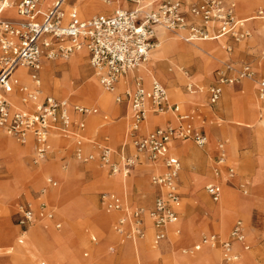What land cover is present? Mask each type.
<instances>
[{
	"label": "rangeland",
	"instance_id": "rangeland-1",
	"mask_svg": "<svg viewBox=\"0 0 264 264\" xmlns=\"http://www.w3.org/2000/svg\"><path fill=\"white\" fill-rule=\"evenodd\" d=\"M47 1L51 3L53 0ZM92 1L100 2V10L102 11L111 8L119 10L124 4L119 1L111 4H105L102 0ZM194 1L195 0L192 2ZM68 2L71 5L73 0H69ZM231 2L234 5V14L237 18L247 20L245 28L250 33L248 39L242 42H235L231 38H221L220 41L205 40L192 42L191 45L204 46L206 51L200 54L193 52L189 54L177 48H170L169 51L158 58L159 63L152 56L150 57L149 54L147 61L149 64V71L146 74L147 77L145 76L147 82L145 81L146 79L142 78V83L146 86L150 85L152 81L149 84L148 82L152 80V78L162 84L167 89L170 101L178 104L181 113L191 115L193 117V125L202 130L208 139L207 145L201 148L197 147L192 141L177 140L172 142L171 145L176 143L187 145L189 147V157L193 154H200L205 158L206 148L209 146V149L212 150V154L210 153L209 156L206 155L205 171H202L201 165L197 161L198 157L195 158L191 167L187 165L188 157H178L181 164V170L177 178L180 207L178 210V221L176 223L167 224L166 226L170 232L169 236L165 240L157 243L154 241L153 232L150 241L148 240V230L144 232L142 238L130 237L129 232L131 227H133V222L131 221L126 223L122 234L117 233L115 225L117 221L123 217L122 213H107L100 203L101 194L105 192H114L123 199L129 210L136 208L142 210L143 217L145 215L147 218L151 219L149 214L153 209L156 191L151 186L150 177L153 173L152 166L158 165H151L149 161L144 159L142 164L135 165L134 168L130 170L128 176L125 177L122 175L120 176V174H111L106 167L101 166L97 161L86 160L89 155H95V143L103 142L108 144L113 150L112 161L116 165L122 163L120 148L123 142H127V146L124 149L125 156L129 158L135 156L136 151L131 144V140L126 138L129 130L130 113L123 110L121 116L116 115L112 110L102 109L97 106V103L94 105L93 102L81 100L74 94H68L61 89L55 90L53 95L48 94L43 90L41 82V87H39L40 98L51 96L58 100H68L71 104H78L86 108L96 109L99 114L96 113L97 115L94 114L84 117L85 128L83 131L84 141L81 149V157H77L75 154L73 140L64 139L60 136V139L57 143H54V146L50 141L51 151L49 155L44 162L36 166L33 164L34 151L32 139H29L31 152L27 156V176L18 177L16 183L10 186L7 197H0V217H4L12 232L10 241H6L7 244H3L1 247L0 264H41L42 262L48 264L45 251L41 252L43 258L34 251H25L26 244H28L30 239L27 231L36 227L37 223L26 230L21 229L16 224L15 212L17 211L16 206L18 203L28 202L29 200L37 202L39 198L44 199V201L41 202H44L47 207L54 212L57 220L61 223V227L56 229L54 222L48 221L51 231L47 233L51 235L59 234L61 236L64 234L73 239L70 245L71 255L75 259L73 264H96L97 261H102L106 258L121 256L126 243L138 240L146 241L148 245V254L158 253L164 246H162L164 243L172 246L170 252L157 258L156 264H166L167 262L173 264L175 259H178L182 264H186L189 260H197L198 255L201 256L204 251H208L206 249L204 250L203 246L200 250L193 251L194 245L199 244L203 236H216L220 238V240H225L237 220L242 221L245 228V243L248 246L247 251L251 254L253 264H264V178H261L262 183L257 184V186L253 183L254 171L256 172L264 166V160H262V157H264V131L259 132L256 128L257 122L264 124V102L258 99L255 83L250 80H242L234 85L223 87L220 100L215 106H209L207 100L208 88L213 84L215 74L223 70L228 64H232L235 67L240 64L249 65L254 72L255 79L264 75V20L254 21L253 19L256 11L264 7V0L244 1L246 3V9L239 8L238 0H231ZM187 8L188 6L185 7L184 10H187ZM105 13L110 12L108 11ZM250 19H252V22H257L256 26L250 25L252 23L248 21ZM160 33L158 34V42L151 52L159 50L160 46L163 45L161 39L162 33H165V36L168 38H175L178 34L187 37V32L185 30L176 32L160 31ZM185 45L190 44L188 43ZM84 52L86 53L84 59L88 78L76 79L70 76L72 82L74 81L75 87H79L92 77L89 80L96 79L100 89L106 94H111L113 105L115 107H122V105L116 101V98L119 94H123L125 91L132 89L134 87V80H128V77L125 79L121 78L118 83L125 81L123 89H117V83L113 92L105 91L100 84L99 72L90 67L88 53L85 50ZM74 54L67 59L58 60L57 63L68 66ZM181 60L183 62H181ZM147 63L145 65H148ZM62 69L63 67L55 69L56 77H61L60 71ZM158 71H161L162 74ZM176 72L179 74L178 76L182 78L181 84L174 81V77L172 78L171 76ZM232 74L233 73H230V75ZM40 75L42 78V72ZM21 83L29 89L34 88V83H32L31 80ZM190 84L196 85V90H188L187 88ZM249 97H252V99L256 98L260 102V106L256 109L257 121H255L253 113L250 110V105L248 103ZM21 98L22 94L18 92V90L9 97L17 106H21ZM71 117L73 119L78 118V116H74L73 114H71ZM159 118H161V121L155 122V120ZM172 118L173 116L170 112L164 113L163 115L150 114L146 122L141 124L139 133L143 135L148 134L155 127L164 126L165 123L162 122H166L168 119L173 123ZM238 122L241 123L242 126L236 125ZM209 130L216 136L215 139L211 136ZM220 131H224L222 135ZM229 132H233L239 140L235 147L236 157L238 149L239 159H233L231 156L229 148V140L231 137L228 135ZM1 135L10 138L19 147L24 146L3 132H1ZM54 136L56 135H51L50 140ZM66 142L67 145L64 147ZM218 144H222L223 148L225 150L227 149V163L234 168L235 175L231 178L232 181L228 179L227 176V179H222L223 183L227 184L228 187L221 185V198L218 202H214L206 193L205 186L215 178L213 175V166L215 162L214 157L217 154V150L215 149ZM171 153L178 156L177 151H173L172 148ZM243 156L247 158L246 163H244ZM189 168L195 169L198 174H204L205 178L203 180H186L182 178V172H185ZM92 171H96L102 176L100 183L105 189H93L91 187L95 180ZM139 174L142 175V183L139 186L134 185L131 188V194L126 196L123 190L119 192L110 189V187L116 184L118 179L121 178L119 183H123L122 179H133L134 175L137 176ZM118 175L119 177H117ZM48 178H52L56 181L57 186L55 188L47 186L46 180ZM6 180L11 181L13 177L8 174L4 158L0 156V182ZM225 192H232L237 203H245L248 206L245 205L246 208L244 210L238 211L239 207L234 199L230 198L225 201ZM48 194L52 195V202L46 198ZM61 194L63 195L62 199L56 201ZM137 196L145 197L147 202L145 204L140 203L136 198ZM64 202H75L79 204L81 211V217L78 218L76 222H70L68 228L65 218L60 211ZM36 204L34 206L32 204V206L34 208L38 207L39 204L37 206ZM211 207H215L213 209L214 222L212 214L208 211V208ZM218 207H223V211L220 214H216V209ZM225 213L229 225L226 230L221 231L218 227L219 221L216 219L223 217ZM142 222L144 225L143 218ZM170 226L171 229L169 228ZM176 230L179 232L178 235L173 233V231ZM24 231L26 233H23ZM22 236L24 241L20 243L19 240ZM92 238H95L94 242ZM210 249L218 256L219 264H224L222 261L221 249L219 247H211ZM128 256H125V258L129 261L130 257ZM57 262L64 264L59 260L54 263L58 264ZM240 262H242V258ZM130 264L148 263L142 261L140 256H138L131 261Z\"/></svg>",
	"mask_w": 264,
	"mask_h": 264
},
{
	"label": "built area",
	"instance_id": "built-area-1",
	"mask_svg": "<svg viewBox=\"0 0 264 264\" xmlns=\"http://www.w3.org/2000/svg\"><path fill=\"white\" fill-rule=\"evenodd\" d=\"M65 1L55 0L49 8L43 9L44 0H0V131L23 145L32 139L33 164L36 166L49 155L50 136L53 134L73 140L75 154L81 157L85 128L83 117L97 113L96 109L71 104L66 100L49 96L41 99L39 71L43 59H67L75 52L85 50L90 67L100 74V84L106 91L113 92L121 78L147 63L160 31L185 30L189 41L231 38L235 42H242L250 36L245 28L247 20L237 18L231 0H197L189 4L188 0H156L154 3L147 0H102L105 4L124 2L131 7L89 19H82L74 7L65 11ZM187 6V10H184ZM7 8L14 10L18 21L2 18V11ZM253 19L264 20V7L256 11ZM18 68L28 69L35 85L34 89L19 87L21 106L9 99L19 85L14 77ZM254 77L247 64L236 67L226 65L216 73V81L208 90L210 105L220 100L223 87L242 80L254 81L258 99L264 102V76L258 79ZM191 88L192 85H189L187 89ZM116 101L126 103L130 110L128 137L135 148V156H125V143L120 150L122 163L116 165L112 161L113 150L106 144L95 143V155H89L86 160L97 161L111 174L125 177L135 165L140 164L139 156H144L151 164L161 165L163 171L150 178L151 185L158 190L149 214L157 243L167 238L166 226L177 222L180 207L177 178L181 164L170 153L171 143L176 140L192 141L201 148L207 145L208 139L194 128L191 115L180 113L177 105L170 104L167 89L157 81H152L146 88L137 79L134 90L117 96ZM168 112L175 115V125L158 127L143 137L136 135L150 114ZM71 114L78 118L73 119ZM216 150L213 166L215 179H220L223 174L229 179L233 178L235 171L227 163L223 145L218 144ZM46 184L50 188L57 186L52 178H48ZM205 191L212 201H219L221 187L217 183L208 184ZM100 201L108 213L123 212V217L115 225L117 233L122 234L126 223L131 221L130 237L144 236L142 210H129L123 200L112 193L101 194ZM16 208V224L24 230L37 220L55 219L54 212L44 202H40L37 208L29 202L18 204ZM54 226L56 229L61 227L60 223ZM176 234L179 232L176 231ZM235 243L248 250L245 228L240 220L234 224L227 239L203 236L193 251L200 250L202 246L219 247L224 264H237L239 254L234 250Z\"/></svg>",
	"mask_w": 264,
	"mask_h": 264
},
{
	"label": "crops",
	"instance_id": "crops-1",
	"mask_svg": "<svg viewBox=\"0 0 264 264\" xmlns=\"http://www.w3.org/2000/svg\"><path fill=\"white\" fill-rule=\"evenodd\" d=\"M55 0H53L47 7H45V9H47V8H49L51 5H52V3L54 2ZM66 1H68V0H66ZM65 1V2H66ZM78 1H80V0H78ZM77 1V2H78ZM147 1H150V0H147ZM193 0H188V2L189 3H191ZM197 0H195L194 2H196ZM242 1H247V0H242ZM76 0H73V3H72V5H70V7H69V9L68 10H65V11H69V10H71L73 7L74 8H76ZM124 3V2H123ZM131 6L129 5V4H126V3H124L123 5H122V8H130ZM44 9V8H43ZM110 12V13H105V12ZM113 11H115L114 10V8H111V9H106V10H99V11H97V12H90V13H88V14H85V18H88L89 19V17L91 18V17H93V16H98V15H110V14H112V12ZM11 13H12V17H8L5 13H4V15L2 16V18H4V19H6V18H9V19H15L16 17H17V15H15V12H14V10L13 9H11ZM79 13V15H80V12H78ZM100 13H102V14H100ZM8 19V20H9ZM254 21H256V20H254ZM256 24H257V22H252L250 25H252V26H256ZM258 31V30H257ZM153 53L154 52H152V54H151V56L153 55ZM79 55H82L83 56V58H85L86 57V53L84 52V51H81V52H79V53H76V54H74L73 56H72V59L74 58V57H76V56H79ZM71 59V60H72ZM85 60V59H84ZM57 61L58 60H56L55 62H51V61H47V60H42V63H41V67H40V71H39V75L41 74V72H42V78H41V75H40V87H41V82H42V88H43V90L46 92V93H48V94H51V95H53L54 94V92H55V84L52 82L53 80H57V79H62V75H61V77H56L55 76V69L56 68H59V67H63V69L62 70H64L67 66L66 65H63V66H58L59 64L57 63ZM47 65H51L53 68H54V72L52 73L51 71H49V69H48V67H47ZM83 70H84V72H85V76H82L81 78L82 79H86V78H88V76L86 75V74H88V72L86 73V70H85V66H83V68H82ZM61 70V71H62ZM139 70H140V68L139 69H137V70H135V71H133V72H131V73H129V74H127V76H125V77H123V79H125V78H127L128 80H131V79H133L134 80V87L132 88V89H129V90H134V88H135V85H136V80L137 79H140L141 80V83H142V76H141V72H139ZM26 71H27V74H28V77L30 78V71L28 70V69H26ZM61 71H60V73H61ZM138 75H136V74ZM140 74V75H139ZM146 76V75H145ZM262 76H264V75H262ZM14 77L18 80V86H16L15 87V92H14V94L17 92V90H18V92H19V87L20 86H23L24 84H22L21 82H20V78H19V76H17V75H15L14 74ZM92 78V77H91ZM91 78H89V79H91ZM88 79V80H89ZM30 80H31V78H30ZM88 80H86L83 84H85ZM215 81H216V74H215V76H214V81H213V84L215 83ZM32 82V81H31ZM125 81H121L120 83H118V85H117V89H123L124 88V86H125V83H124ZM146 82H147V78H146ZM151 82V81H150ZM150 82H148V83H150ZM33 83V82H32ZM152 83V82H151ZM151 83H150V85H151ZM83 84H81L79 87H81ZM120 84V85H119ZM143 84V83H142ZM212 84V85H213ZM99 85V84H98ZM149 85V86H150ZM162 85V84H161ZM190 85H192V84H190ZM211 85V86H212ZM54 86V87H53ZM143 86L144 87H146V88H149V86H146V85H144L143 84ZM210 86V87H211ZM34 87H35V85H34ZM79 87H77V88H79ZM209 87V88H210ZM196 85H192V88L191 89H193V90H196ZM209 88H208V90H209ZM32 89H34V88H32ZM128 91V90H127ZM126 92V91H125ZM124 92V93H125ZM123 93V94H124ZM119 95H122V94H119ZM118 95V96H119ZM45 97H47V96H45ZM49 97H51V96H49ZM253 97V96H252ZM252 97H249L248 99H249V107H250V110H251V112L253 113V116H254V119H255V121H257L256 119H257V111H256V109L258 108V106H257V104H256V102H253L252 101ZM44 98V97H43ZM43 98H41V99H43ZM168 98H169V95H168ZM208 104H209V106H215V105H210V103H209V93H208ZM66 101H68V100H66ZM169 102H170V104L171 105H177L178 106V104H176V103H172L171 101H170V99H169ZM71 103V102H70ZM120 105H122V107H119V109H120V111H121V114L123 113V110L124 111H127V112H129L130 113V110L128 109V107H127V105H126V103H124V102H122V103H119ZM75 105H78V104H75ZM79 106H81V105H79ZM82 107H84V106H82ZM179 107V106H178ZM86 108V107H85ZM179 111H180V109H179ZM114 114H116V111L115 110H113L112 111ZM171 113V112H170ZM181 113V112H180ZM172 114V116H173V118H172V120H173V123H172V121L170 120V119H168V120H166V122L164 121V122H162V123H165V125L164 126H159V127H165V126H168V125H175L176 124V119H175V115L173 114V113H171ZM183 114V113H182ZM155 115H157V114H155ZM163 115V114H162ZM86 117V116H85ZM85 118L83 117V120H84ZM161 121V118L160 119H157V120H155V122H160ZM146 122V121H145ZM84 123H85V120H84ZM258 123V124H257ZM256 123V128H257V130L259 131V132H262V131H264V130H262L261 128H259V124L261 123V122H257ZM236 125H238V126H242V124L241 123H237ZM194 126V125H193ZM141 127V126H140ZM140 127H139V130H140ZM248 127V126H247ZM156 128H158V127H155L153 130H155ZM194 128L197 130V131H199L201 134H203V135H205L206 136V134L205 133H203L202 132V130H200V129H198V128H196L195 126H194ZM139 130H138V133L136 134L138 137H143V136H145V135H147V134H145V135H143V134H140L139 133ZM152 130V131H153ZM151 131V132H152ZM2 132V131H1ZM1 132H0V138H3L4 136H2L1 135ZM221 133V135L223 134V132L224 131H220ZM4 133V132H3ZM150 133V132H149ZM148 133V134H149ZM209 133L211 134V136L215 139V135L209 130ZM128 134H129V130H128V132H127V135H126V138H128L129 139V137H128ZM219 134V133H218ZM53 135H55V134H53ZM228 135L231 137V140L232 141H235V142H237L238 143V138H237V136L233 133V132H229L228 133ZM63 137V136H62ZM207 137V136H206ZM5 138H7V137H5ZM64 139H66L65 137H63ZM8 139H10V138H8ZM127 140V139H126ZM51 141V143H52V145L54 146V143H53V141H52V139L50 140ZM177 141V140H176ZM68 142V141H67ZM67 142H66V144L64 145V147L67 145ZM32 143H33V141H32ZM125 143H127V142H123V144H122V146H121V148H123V145L125 144ZM103 144H106V143H104L103 142ZM4 145H5V147H4ZM4 145L2 144V146H3V149L0 151V156H2L3 158H4V162H5V165H6V167H7V171H8V174L9 175H12V177H13V180H11V181H2V182H0V197H2V198H5V197H7V195H8V193H9V191H10V186H12V185H14L15 183H16V181H17V179H18V177H26L27 175V173H28V163H27V156H28V154H30V152H31V145L29 146V147H26L25 145L23 146V147H19V146H17L14 142H9V143H4ZM107 146H108V144H106ZM1 145H0V147H2ZM17 146V147H16ZM127 146V145H126ZM125 146V147H126ZM8 147V148H7ZM16 148V149H15ZM18 148V149H17ZM121 148H120V150H121ZM171 148L173 149V151L174 150H176L177 151V155L178 156H176V155H174V154H172L171 153ZM20 149H22V150H20ZM125 149V148H124ZM188 150H189V147L187 146V145H184V144H179V143H176V144H172L171 146H170V153L173 155V156H175L177 159H178V157L179 158H183V157H188L187 158V165H189V167H191V165H192V163H193V161L195 160V158L196 157H198V162H199V164L201 165V168H202V171H205L206 169V164H205V158H206V155L207 156H209L210 155V153L212 154V150H210L209 149V146L206 148V155H205V158H204V156L203 155H197V154H193L192 156H190L189 157V153H188ZM216 150V149H215ZM33 151H34V144H33ZM51 151V150H50ZM216 153H217V151H216ZM225 154L227 155V149L225 150ZM216 156H217V154H216ZM216 156L214 157V160H215V158H216ZM237 158L239 159V154H238V149H237ZM144 159H145V157L144 156H139V161H140V164H142L143 162H144ZM200 159V160H199ZM243 159H244V163H246L247 162V158L246 157H244L243 156ZM146 160V159H145ZM179 160V159H178ZM262 160H264V157H262ZM180 161V160H179ZM140 164H138V165H140ZM205 164V165H204ZM151 165H158V166H152V170H153V173H152V175H154V174H159V173H161L163 170H162V167H161V165L159 164V163H157V164H151ZM92 173H93V175L95 176V180H94V182H93V185L91 186L93 189H96V188H103V189H105L102 185H101V183H100V180H101V175L98 173V172H96V171H92ZM151 175V176H152ZM121 176V175H120ZM117 177H119V175L117 176ZM116 177V178H117ZM181 177L182 178H185L186 180H194V179H196V180H203L204 178H205V175L204 174H198L197 173V171L195 170V169H191V168H189V169H187L185 172H182V175H181ZM151 178V177H150ZM223 178H226L227 179V177H226V175L225 174H223V176L220 178V179H213L209 184H211V183H217L221 188H222V186L221 185H224L225 187H228L227 186V184H224L223 183V181H222V179ZM261 178H264V166H262L260 169H258L256 172L254 171V174H253V183H254V185H256L257 186V184H260V183H262V180H261ZM229 179V178H228ZM231 181H232V179H230ZM142 183V175L141 174H139V175H137V176H135L134 175V178L131 180V185H130V187H129V189L126 191V195H129V194H131V188L134 186V185H137V186H139L140 184ZM152 186V185H151ZM153 187V186H152ZM206 187V186H205ZM154 188V187H153ZM155 189V195H154V199H155V197H156V195H157V193H158V190L156 189V188H154ZM111 190L112 191H121V188H118V187H115V186H113L112 188H111ZM105 193H112V194H115L114 192H105ZM222 193V192H221ZM115 195H117V194H115ZM225 195H226V197H225V201H227L228 199H234L235 200V202H236V204L238 205V207H239V210L238 211H241V210H244L245 208H246V206L245 205H247V204H245V203H241V202H239V203H237V201H236V199H235V197H234V195H233V193L232 192H225ZM101 196V195H100ZM117 196H119V195H117ZM62 197H63V195L61 194L60 196H58V198H57V200L56 201H60V199H62ZM120 197V196H119ZM121 198V197H120ZM137 199H138V201H140V203H142V204H145L146 202H147V200H146V198L145 197H143V196H141V197H139V196H137L136 197ZM220 198H221V196H220ZM122 199V198H121ZM123 200V199H122ZM220 200V199H219ZM41 201H44V199L43 198H39L38 199V203L36 202V201H31V200H29L28 202H33L32 204H33V206L36 204V206L38 205V204H40V202ZM124 202V201H123ZM23 203H26V201L25 202H23ZM100 203H101V201H100ZM19 204V203H18ZM20 204H22V203H20ZM102 204V203H101ZM69 205V206H68ZM72 205V206H71ZM248 206V205H247ZM67 207V208H66ZM70 209H69V208ZM37 208V207H36ZM213 209H214V207H211V208H208V211H209V213L210 214H212V216H213ZM60 211H61V213H62V215L64 216V218H65V222L67 223V228H68V225H69V223L70 222H72V221H77V219L78 218H80L81 217V211H80V205L79 204H76L75 202H70V203H67V202H64L63 203V206H61V208H60ZM70 212V213H69ZM108 213V212H107ZM120 213H122V215H123V212H120ZM178 215H179V212H178ZM15 216H16V212H15ZM233 217V216H232ZM144 228H145V230L147 231L148 230V228H149V226H152V222L151 221H149V219L145 216L144 217ZM217 221H219V229H221V231H224V230H226L227 228H228V225H229V222L227 221L228 220V218H227V215H226V213L224 214V216L223 217H221V218H217L216 219ZM177 221H178V219H177ZM215 221V219H214V216H213V222ZM238 221V220H237ZM236 221V222H237ZM52 222H54V225H55V223H60V221H58L57 220V217H56V215H55V219H54V221H52ZM235 222V223H236ZM37 223V225H36V227H33V228H31V226L30 227H28V228H31L29 231H27V233H29V235H30V239H29V241H28V244H27V246H26V248H25V251L26 252H31V251H34V252H36V253H38L42 258H43V256L41 255V252L42 251H45V254H46V259H47V261H48V264H55L54 262H56L57 260H59V261H61V262H63L64 264H73V262L75 261V259L72 257V255H71V243H72V241H73V239H71L69 236H67V235H59V234H57V235H51V234H48L47 232H49V231H51V229H50V223L47 221V220H37L33 225H35ZM32 225V226H33ZM60 225H61V223H60ZM234 226V225H233ZM233 228V227H232ZM232 228H231V230H232ZM152 229H153V227H152ZM230 230V231H231ZM67 231V230H66ZM145 231V232H146ZM176 231H178V230H176ZM176 231H173V233L175 234L176 233ZM11 231H10V229H9V227H8V224L6 223V220L4 219V217H0V252H2L1 251V247L3 246V244H7V242L6 241H10V238H11ZM26 233V232H25ZM153 233H154V230H153ZM169 231H168V229H167V237L169 236ZM35 234V235H34ZM178 235V234H177ZM229 236V235H228ZM228 236H227V238H228ZM252 236L254 237V234L252 233ZM226 238V239H227ZM23 241H24V239H23V236L20 238V240H19V242L20 243H23ZM92 241L94 242L95 241V238H92ZM138 241H141V240H138ZM138 241H132V242H128V243H126L125 244V247H124V251H123V253H122V255L121 256H116V257H113V258H106L105 260H102V261H97V263L96 264H122V260L123 259H126L125 258V256H131V258H134L135 256H136V254L137 253H140V259L142 260V261H145V262H147L148 264H152L154 261L153 260H151V259H144V256H143V254H142V251L143 250H141L139 247H140V245L141 244H137V245H132V244H134L135 242H138ZM162 246H163V244H162ZM195 246V245H194ZM131 248V249H130ZM171 249H172V246H170V245H167L166 247H165V249L164 250H162V255H164V254H166V253H168V252H170L171 251ZM203 249L205 250H208V251H204L203 253H202V255L200 256V255H198V259L197 260H193V261H191V260H189V261H187L186 262V264H219V260H218V256L208 247V246H203ZM234 250L236 251V252H238L239 253V260H238V263L237 264H253V262H252V259H251V254H250V252L249 251H245L244 249H242V247H241V245L239 244V243H235L234 244ZM130 253V254H129ZM126 254V255H125ZM133 255V256H132ZM128 256V257H129ZM245 257L246 259H249L248 260V262H245V261H243V262H240L241 261V258L242 257ZM58 264H61L60 262H57ZM175 263H177V264H182V262L180 263L179 262V260L177 259H175L174 260V263L173 264H175ZM41 264H44L43 262L41 263ZM166 264H172V263H169V262H167Z\"/></svg>",
	"mask_w": 264,
	"mask_h": 264
},
{
	"label": "bare ground",
	"instance_id": "bare-ground-1",
	"mask_svg": "<svg viewBox=\"0 0 264 264\" xmlns=\"http://www.w3.org/2000/svg\"><path fill=\"white\" fill-rule=\"evenodd\" d=\"M69 1V0H68ZM66 1L64 2L63 4V8L65 10H68L69 7H70V4L69 2ZM151 2H155L156 0L152 1L150 0ZM77 2V1H76ZM49 1L47 0H44V2L42 3V8L45 9V7H47L49 5ZM238 6L239 8H242V9H246V3L242 0H238ZM72 5V4H71ZM73 6V5H72ZM100 7H101V3L98 2V1H92V0H80L76 3V10L78 12H80V16L82 18H85V14H88L90 12H97L100 10ZM4 13L8 16V17H12V13H11V9H4L2 11V16L4 15ZM16 15V14H15ZM249 17V16H248ZM6 19H9V18H6ZM11 21H18L19 20V17H16L15 19H9ZM252 19L248 20V21H251ZM252 22V21H251ZM161 34V33H160ZM166 34L165 33H162V36H161V39L163 41V45L160 46V49L155 51L152 55V57L158 62V58L160 56H162V54H164L165 52L169 51L170 48H177L179 50H181L182 52H187L190 54V52H193V53H196V54H200V53H204L206 51L205 47L200 45V46H195V45H191L192 42H197V41H189L187 39V37H184L182 36L181 34H178L177 37L175 38H168L167 36H165ZM218 41H220L221 39H217ZM253 40V39H252ZM183 41V43H182ZM208 41H215V40H208ZM190 44V45H185V44ZM207 44H216V43H207ZM81 51H84V50H81ZM81 51H78V52H75L76 53H79ZM150 54V57H151V53ZM167 55V54H166ZM188 55V54H186ZM180 58V57H179ZM186 58V57H185ZM56 61V60H55ZM181 62H183L181 60ZM151 63V62H150ZM159 63V62H158ZM180 63V62H179ZM59 65L58 66H63L62 63H58ZM148 64V63H147ZM154 65V64H153ZM83 66H85V60L83 58L82 55H79V56H76L74 57L70 63L68 64V66L65 68L64 71H61V75L63 76L62 79H57V80H53L52 82L55 84V90L57 89H61L63 90L64 92L68 93V94H74L77 98L81 99V100H86V101H90V102H93L94 105L95 103H97V106H99L100 108L102 109H108L109 111H113L115 110L116 111V115H119L121 116V111L119 109V107H115L113 105V102H112V98H111V94H106L102 89H100L99 85H98V82L97 80H89L88 82H86V84L81 87V88H77L75 87L74 85V81L72 82V80L70 79V76H73L74 78L78 79V78H81L82 76H85V72L84 70L82 69ZM41 67V66H40ZM49 71H51L52 73L54 72V68L51 66V65H47ZM156 67V66H155ZM153 70H157V69H153ZM159 70V69H158ZM149 71V64L148 65H142L140 67V70L139 72H141V76L143 77V79H146L145 78V75L147 74V72ZM158 72H161V71H158ZM162 74V72H161ZM15 75L19 76L20 78V82H26L28 80H30V78L28 77V74H27V71H26V68H18L16 71H15ZM140 75V74H139ZM179 74L176 72L174 74H172V78L174 77V81L178 82L181 84L182 82V78H180V76H178ZM147 77V76H146ZM152 77V76H151ZM185 77V76H184ZM94 78V77H93ZM150 78V77H149ZM146 81V80H145ZM150 81H156V80H149ZM149 84V83H148ZM120 85V84H119ZM53 86V87H54ZM105 90V89H104ZM106 91V90H105ZM253 102H256L257 106L259 107L260 105V102L258 101V99L256 98H253L252 99ZM99 114V112H97ZM97 115V114H96ZM102 116V115H101ZM160 119V118H159ZM146 121V120H145ZM259 128H261L262 130H264V124H259ZM53 143H57L58 140L60 139V136L56 135L54 137L51 138ZM230 143H229V148H230V153H231V156L232 158H237L236 157V151H235V147L237 145V142L235 141H232L231 138H230ZM9 142H14L13 140L11 139H8V138H0V145L2 146V144L4 145V143H9ZM26 147H29L30 146V142H28V144L25 145ZM5 147V145H4ZM17 147V146H16ZM8 148V147H7ZM3 149V146L0 147V151ZM16 149V148H15ZM18 149V148H17ZM22 150V149H20ZM200 160V159H199ZM119 180L118 179L116 181V184L114 185L115 187H118V188H121V190H123L125 192V195H126V191L129 189L130 185H131V180L132 179H122L123 183H119ZM125 181V182H124ZM113 187V186H112ZM110 187V189L112 188ZM120 192V191H119ZM123 192V193H124ZM52 194V193H51ZM51 194H48L46 196V198L52 202V195ZM127 196V195H126ZM127 200V199H126ZM69 206V205H68ZM72 206V205H71ZM67 208V207H66ZM69 208V207H68ZM215 208V207H214ZM223 207H218L216 209V214H220L223 209ZM70 209V208H69ZM70 213V212H69ZM150 216V215H149ZM145 217V215H144ZM143 217V219H144ZM149 219V218H148ZM149 221H151V219H149ZM152 222V221H151ZM99 227V226H98ZM153 225L152 226H149L148 228V240L150 241L151 239V236H152V232L154 230V228L152 229ZM171 229V226L169 227ZM102 229V228H101ZM146 231V230H145ZM35 235V234H34ZM29 238H30V235H29ZM137 244H141L140 245V249L143 250L142 251V254L143 256L145 257V259H151L153 260L154 262L152 264H156V260L158 257H161L162 255V250L165 249V247L167 246L165 243L163 244L164 246L161 248V250L158 252V253H155V254H148V245L146 244V241H141V242H135L134 244L132 245H137ZM27 245V244H26ZM209 247V246H208ZM25 248V247H24ZM211 248V247H209ZM131 249V248H130ZM130 254V253H129ZM25 255V254H24ZM29 256V255H28ZM133 256V255H132ZM138 256H140V253H137L136 256L134 258H131L129 259V261L127 259H124L122 261V264H130L131 261H133L135 258H137ZM26 259V258H25ZM249 259H246L244 256L242 257V262L245 261V262H248Z\"/></svg>",
	"mask_w": 264,
	"mask_h": 264
}]
</instances>
